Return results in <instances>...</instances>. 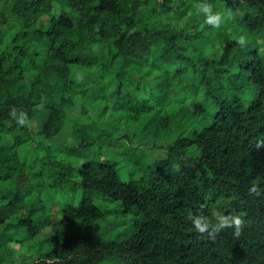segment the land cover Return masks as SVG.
<instances>
[{"label":"trees","instance_id":"16d2710c","mask_svg":"<svg viewBox=\"0 0 264 264\" xmlns=\"http://www.w3.org/2000/svg\"><path fill=\"white\" fill-rule=\"evenodd\" d=\"M200 2L0 0V264H264V194L248 195L264 189V0H205L241 12L235 36ZM110 104L124 123L106 120ZM65 132L67 156L45 154ZM122 145L140 154L129 181L93 158ZM211 209L246 216L239 240L193 230L188 213ZM101 221L110 235L89 230Z\"/></svg>","mask_w":264,"mask_h":264},{"label":"rangeland","instance_id":"374dc122","mask_svg":"<svg viewBox=\"0 0 264 264\" xmlns=\"http://www.w3.org/2000/svg\"><path fill=\"white\" fill-rule=\"evenodd\" d=\"M212 6H213V9L216 11L227 12L225 5L222 3H216V4L213 3ZM59 9L60 8L57 7L56 15L60 14ZM230 13H231V18L226 19L225 23H226V25L237 23L238 26L235 27L234 31H233V36H235L238 33L243 32L245 29L239 23V20H241V12H238V13L230 12ZM153 94L154 93H151V92H144V94L142 96L151 97ZM158 115H159V113H158ZM106 120L108 122L114 124V125H118L120 123L125 122V119L122 117L121 114H119L118 111H116L114 109V106L112 104H110L109 112L106 113ZM142 125H144V124H142ZM123 133H140V132L137 129L135 131H133L132 129L131 130L125 129V130H123ZM75 142H76V140L73 138L72 133L65 132V133L60 134L59 136H57L54 139H45V141H44L45 147H44L43 152L45 154L57 155L58 158L60 157V155H63L60 158H65L67 156V152H66L67 149L65 152H62L61 151V145L65 146V143L68 145H71V144H74ZM36 146H38V145L32 146V148L29 151H27V153H26L28 155H32L30 158H26L28 161V164L30 166L32 163L35 164L36 160L38 159V153L33 152L36 149ZM58 147H60V148L58 149ZM93 152L95 153V156H93V158L94 157H100L103 155L101 160H112V161H114L117 164L120 177L123 181H129L131 179V175L134 176V173H132L134 167L131 164L130 160H132L133 158L136 159L137 157L140 156V154H137V152L133 153L134 155H132V153H126L123 145L121 147H115V148H110L109 146H105L103 148H100L99 146H97V147L93 148ZM34 153H35V155H34ZM157 155H155V161H156V159H158ZM160 156L165 157L166 152L162 153ZM85 158H87V155L84 154L81 156L82 161H84ZM146 160H147V157L144 158L143 162H145ZM76 167H78V166H76ZM35 170H37L39 172V171H41V168L37 167ZM140 176H141V171H137L136 178H139ZM73 185H74V182L70 183L69 187L72 188ZM65 194H66V191H65ZM67 195L69 197H71V199H69ZM76 195L77 194H66V197L68 198L69 201L78 204L80 202V199H81V192H78V195L77 196ZM95 201H96V204L98 206L102 207V209L108 210L111 212V214L109 215L111 217V220L119 218L121 215V212L124 211V207L121 204V202L112 201V200H109V199L104 198V197L96 198ZM60 202H64V200L60 199ZM108 224H109L108 221L97 222L94 224V226L89 227V230L96 232L98 234H101V235H107L108 236V234L110 235L112 232V230H110V227ZM19 246L20 245H16V247H19ZM16 247H14V249L16 251H18V253L20 254L21 253L20 248H16ZM16 260L18 263L20 262L19 256H16Z\"/></svg>","mask_w":264,"mask_h":264},{"label":"clouds","instance_id":"9594fccd","mask_svg":"<svg viewBox=\"0 0 264 264\" xmlns=\"http://www.w3.org/2000/svg\"><path fill=\"white\" fill-rule=\"evenodd\" d=\"M197 14L202 15L204 23L211 26L213 29L219 30L225 23L226 19L231 18L230 11H216L212 4L201 0L196 5ZM236 43L241 47H245L247 39L245 35H240ZM10 116L15 120L16 124L25 126L28 119L25 113L17 114L13 109ZM264 146V141L257 143V147ZM264 194V189H261L256 183L251 184L248 188V195L250 197H260ZM188 219L192 225L193 230L200 236L215 242L216 238L221 234L231 230V235L235 240H239L247 228L249 221L243 213H225L221 209H211L209 213L205 214L203 211L199 213H188Z\"/></svg>","mask_w":264,"mask_h":264}]
</instances>
